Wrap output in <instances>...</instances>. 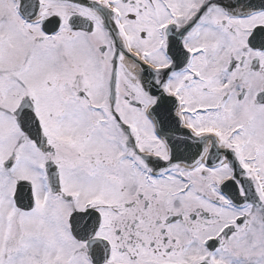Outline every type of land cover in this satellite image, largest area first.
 <instances>
[{
    "label": "snow or ice",
    "instance_id": "snow-or-ice-1",
    "mask_svg": "<svg viewBox=\"0 0 264 264\" xmlns=\"http://www.w3.org/2000/svg\"><path fill=\"white\" fill-rule=\"evenodd\" d=\"M0 264H264V0H0Z\"/></svg>",
    "mask_w": 264,
    "mask_h": 264
}]
</instances>
